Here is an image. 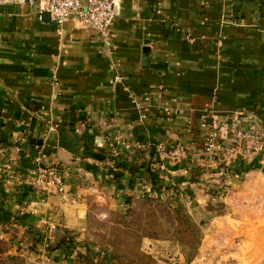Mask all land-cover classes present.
I'll use <instances>...</instances> for the list:
<instances>
[{"label": "crops", "instance_id": "crops-1", "mask_svg": "<svg viewBox=\"0 0 264 264\" xmlns=\"http://www.w3.org/2000/svg\"><path fill=\"white\" fill-rule=\"evenodd\" d=\"M109 41L74 18L0 6V242L11 264H72L95 205L227 182L204 152L213 116L237 150L236 176L246 158L263 161L234 131L264 125V0H119ZM39 156L64 170V194L23 182Z\"/></svg>", "mask_w": 264, "mask_h": 264}, {"label": "rangeland", "instance_id": "rangeland-1", "mask_svg": "<svg viewBox=\"0 0 264 264\" xmlns=\"http://www.w3.org/2000/svg\"><path fill=\"white\" fill-rule=\"evenodd\" d=\"M236 153L215 163L227 182H206L197 193L168 187L125 209L95 205L72 264H264V152L262 162L246 158L238 176L231 168ZM7 251L0 242V264H11ZM20 256L24 264L44 263Z\"/></svg>", "mask_w": 264, "mask_h": 264}, {"label": "built area", "instance_id": "built-area-1", "mask_svg": "<svg viewBox=\"0 0 264 264\" xmlns=\"http://www.w3.org/2000/svg\"><path fill=\"white\" fill-rule=\"evenodd\" d=\"M30 5L42 16L43 12H49L54 22L63 23L67 19H77L83 26L98 33L107 44L112 32V26L118 13L119 0H0L2 5ZM55 81L54 84H58ZM212 131L207 135L206 146L208 152L217 155L216 162L219 164L229 160L234 146L219 139L216 130L220 127V122L213 116L211 123ZM235 141L247 143L253 149H264V125L261 123L252 124L249 129H236L234 131ZM127 150L147 148L143 143H124ZM157 150L161 154H171L174 156H185L186 148L179 146L167 149L159 145ZM112 154L116 157L120 154V149L114 147ZM36 165L23 177V182L33 190L44 193L66 192V174L64 170L54 163H45L41 156L37 157ZM36 264V263H35Z\"/></svg>", "mask_w": 264, "mask_h": 264}, {"label": "water", "instance_id": "water-1", "mask_svg": "<svg viewBox=\"0 0 264 264\" xmlns=\"http://www.w3.org/2000/svg\"><path fill=\"white\" fill-rule=\"evenodd\" d=\"M42 18L44 20H47V21H51L52 20L51 14L49 12H46V11L42 13ZM146 54H147V52H146Z\"/></svg>", "mask_w": 264, "mask_h": 264}, {"label": "trees", "instance_id": "trees-1", "mask_svg": "<svg viewBox=\"0 0 264 264\" xmlns=\"http://www.w3.org/2000/svg\"><path fill=\"white\" fill-rule=\"evenodd\" d=\"M114 157H115V156H114ZM110 159L113 160V159H116V158L111 157Z\"/></svg>", "mask_w": 264, "mask_h": 264}]
</instances>
